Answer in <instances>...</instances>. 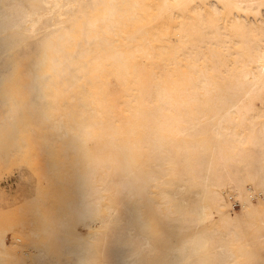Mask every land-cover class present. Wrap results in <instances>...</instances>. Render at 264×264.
<instances>
[{
  "label": "bare ground",
  "instance_id": "6f19581e",
  "mask_svg": "<svg viewBox=\"0 0 264 264\" xmlns=\"http://www.w3.org/2000/svg\"><path fill=\"white\" fill-rule=\"evenodd\" d=\"M127 51L146 57L137 80L171 65L186 82L149 80L128 144L85 160L61 211L37 205L49 237L23 221L0 230V264H264V0H0V170L22 165L26 131L52 117L30 96L59 80L60 94L96 79L125 90ZM100 113L67 126L69 146L102 130Z\"/></svg>",
  "mask_w": 264,
  "mask_h": 264
},
{
  "label": "rangeland",
  "instance_id": "374dc122",
  "mask_svg": "<svg viewBox=\"0 0 264 264\" xmlns=\"http://www.w3.org/2000/svg\"><path fill=\"white\" fill-rule=\"evenodd\" d=\"M192 39L197 44L203 42L200 34ZM122 59L131 70V74L123 82L125 90L121 88L114 90L112 87L109 89L110 86L96 79L85 85L75 83L70 86V92L60 94L66 85L59 80L58 90L54 91L53 95H49V98L40 95L29 97L35 106L34 115H38L42 109L51 107L52 117L37 119L39 128L26 131V139H23L26 156L21 159L22 165L19 161H13L0 170V230L2 232L9 225L19 226L23 221L28 228L43 230L38 238L39 242L49 237V233L44 229L46 220L37 211V205L44 201L43 211L48 215L51 209L61 211L63 197L70 196L65 189L70 184L75 186L78 183L83 162L96 153L108 152L116 143L128 144L130 129L134 130L137 124L141 90L149 80L153 79L167 90L180 82H186L183 71L173 69L171 65L165 71L163 78L156 76L155 69H149L144 77L141 76L137 80L136 74L144 70L146 57L142 59L141 53L127 51ZM149 60L157 71L161 68L156 57H151ZM213 60L218 64L219 57L213 56ZM166 62L167 60L162 66H168ZM113 64V68L117 67V63ZM228 67L227 63H223L222 71L216 72V80L221 85L224 80L228 81V78H223V73L228 71ZM119 68L123 72V62ZM94 97L99 99L100 105L93 102ZM97 111H101L99 125L102 130L89 135L81 149L69 146L71 134L66 132L67 126L78 130L82 123L92 124L97 118ZM144 130L141 126L137 134L142 135ZM232 200L234 201L232 208L238 211L241 204L233 198ZM101 210L102 213L105 212L104 201ZM80 223L85 225L86 220L80 218ZM117 223L116 220L112 221V224ZM81 229L77 231L71 228L73 232L89 234L86 227ZM8 234L7 242L10 244L13 238L11 233ZM163 237L166 245H182L175 234L165 232ZM78 240L76 237V241ZM57 245L53 243L54 250L58 249Z\"/></svg>",
  "mask_w": 264,
  "mask_h": 264
}]
</instances>
